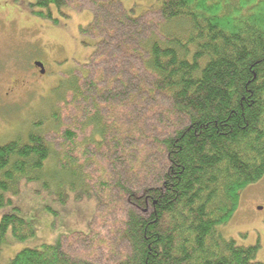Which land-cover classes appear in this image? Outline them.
<instances>
[{
	"label": "trees",
	"instance_id": "obj_1",
	"mask_svg": "<svg viewBox=\"0 0 264 264\" xmlns=\"http://www.w3.org/2000/svg\"><path fill=\"white\" fill-rule=\"evenodd\" d=\"M122 1L31 5L54 25L55 11L90 10L95 51L28 139L0 146V211L24 184L98 208L89 233L9 264H264L218 230L264 178V0H157L140 16ZM9 233L35 236L4 215L0 255Z\"/></svg>",
	"mask_w": 264,
	"mask_h": 264
},
{
	"label": "rangeland",
	"instance_id": "obj_2",
	"mask_svg": "<svg viewBox=\"0 0 264 264\" xmlns=\"http://www.w3.org/2000/svg\"><path fill=\"white\" fill-rule=\"evenodd\" d=\"M38 1L0 0V146L18 137L26 141L37 119L48 115L59 81L69 71L83 69L95 51L94 40L81 31L93 20L90 10L63 9V15L55 11L60 23L54 25L33 15L31 5ZM122 2L140 16L157 0ZM35 62L45 65V75ZM49 126L46 122L45 128ZM38 189L24 184L18 194H7L11 203L0 211V220L16 214L31 224L35 236L20 242L9 233L0 264H9L24 249L54 244L61 235L90 232L97 215L96 199L75 202L71 198L63 205L53 196L37 193ZM218 230L241 247L257 246V261L264 263V178L243 190L238 210Z\"/></svg>",
	"mask_w": 264,
	"mask_h": 264
},
{
	"label": "water",
	"instance_id": "obj_3",
	"mask_svg": "<svg viewBox=\"0 0 264 264\" xmlns=\"http://www.w3.org/2000/svg\"><path fill=\"white\" fill-rule=\"evenodd\" d=\"M34 66H35L36 68L40 69V73H41V75H45L46 70H45V66H44L43 63H41V62H35V63H34Z\"/></svg>",
	"mask_w": 264,
	"mask_h": 264
}]
</instances>
